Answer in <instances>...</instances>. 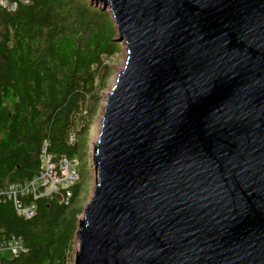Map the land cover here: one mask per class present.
<instances>
[{
	"label": "water",
	"instance_id": "1",
	"mask_svg": "<svg viewBox=\"0 0 264 264\" xmlns=\"http://www.w3.org/2000/svg\"><path fill=\"white\" fill-rule=\"evenodd\" d=\"M123 67L73 264H264V0H90Z\"/></svg>",
	"mask_w": 264,
	"mask_h": 264
},
{
	"label": "trees",
	"instance_id": "2",
	"mask_svg": "<svg viewBox=\"0 0 264 264\" xmlns=\"http://www.w3.org/2000/svg\"><path fill=\"white\" fill-rule=\"evenodd\" d=\"M27 1L0 3L2 190L38 173L44 144L56 157L84 153L97 94L109 77L106 59L117 52L107 12L87 0ZM84 189L79 177L67 205L64 190L33 201L31 219L18 216L3 196L0 234L20 237L26 248L5 264H70Z\"/></svg>",
	"mask_w": 264,
	"mask_h": 264
},
{
	"label": "built area",
	"instance_id": "3",
	"mask_svg": "<svg viewBox=\"0 0 264 264\" xmlns=\"http://www.w3.org/2000/svg\"><path fill=\"white\" fill-rule=\"evenodd\" d=\"M0 3L3 7H7L5 0H1ZM14 8L12 5L10 9ZM70 141H73V137H70ZM78 164L76 158L68 159L63 155L56 157L47 153L46 144H44L38 173L21 185L10 184L4 190L0 188V199L3 196L11 198L16 214L24 219H31L34 216L33 201L58 193L60 190H64V194L61 195L62 202L67 205L71 197L69 187L79 180L76 170ZM25 252L26 248L20 237L0 234V264L16 260Z\"/></svg>",
	"mask_w": 264,
	"mask_h": 264
},
{
	"label": "rangeland",
	"instance_id": "4",
	"mask_svg": "<svg viewBox=\"0 0 264 264\" xmlns=\"http://www.w3.org/2000/svg\"><path fill=\"white\" fill-rule=\"evenodd\" d=\"M87 1L90 3V0ZM96 8L102 11H106L108 14L106 23L108 24V26L110 24L112 28L114 27L115 37L113 39L115 40L114 43L117 45V52L108 59H106V68H108V74H109V77L106 81V87L97 94L99 99L97 100L95 113L91 118L90 125L88 128V133L85 137L86 147L84 148V153L80 152V154L77 157H75L79 162V164L76 166V170L77 173L79 174L82 187L85 188L84 191H81L79 197L77 198V202L81 207V214L78 217V222L82 219L83 208L88 203L89 199L93 194V186L95 182L94 179L96 177V174L92 164V154H93V146L95 145V141H96V136L100 129L102 108L105 103V98L109 93V90L115 80L117 72L124 65L125 51H126V45L124 44V41L119 40L118 31L116 30L115 24L112 23L113 21L109 13V8L103 9V6L101 4L96 6ZM77 248H78V244L75 236L74 245H73V256L75 255ZM72 262L70 264H73Z\"/></svg>",
	"mask_w": 264,
	"mask_h": 264
},
{
	"label": "bare ground",
	"instance_id": "5",
	"mask_svg": "<svg viewBox=\"0 0 264 264\" xmlns=\"http://www.w3.org/2000/svg\"><path fill=\"white\" fill-rule=\"evenodd\" d=\"M24 3L28 2L27 0H23ZM125 44V43H124ZM125 55H126V51H125Z\"/></svg>",
	"mask_w": 264,
	"mask_h": 264
},
{
	"label": "clouds",
	"instance_id": "6",
	"mask_svg": "<svg viewBox=\"0 0 264 264\" xmlns=\"http://www.w3.org/2000/svg\"><path fill=\"white\" fill-rule=\"evenodd\" d=\"M74 159V158H73Z\"/></svg>",
	"mask_w": 264,
	"mask_h": 264
}]
</instances>
